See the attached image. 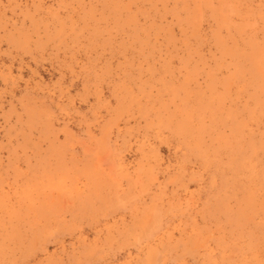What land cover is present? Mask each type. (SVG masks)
<instances>
[{"label":"rangeland","instance_id":"1","mask_svg":"<svg viewBox=\"0 0 264 264\" xmlns=\"http://www.w3.org/2000/svg\"><path fill=\"white\" fill-rule=\"evenodd\" d=\"M0 264H264V0H0Z\"/></svg>","mask_w":264,"mask_h":264},{"label":"bare ground","instance_id":"2","mask_svg":"<svg viewBox=\"0 0 264 264\" xmlns=\"http://www.w3.org/2000/svg\"><path fill=\"white\" fill-rule=\"evenodd\" d=\"M172 48H173V47H172ZM171 56H172V55H171ZM172 57H173V56H172ZM191 57H192V55H191ZM202 57H203V56H202ZM149 60H150V59H149ZM183 61H184V60H183ZM198 62H199V61H198ZM131 68H132V67H131ZM190 70H191V69H190ZM227 70H228V69H227ZM166 71H167V70H166ZM252 83H253V82H252ZM252 83H251V84H252ZM249 88H250V87H249Z\"/></svg>","mask_w":264,"mask_h":264}]
</instances>
